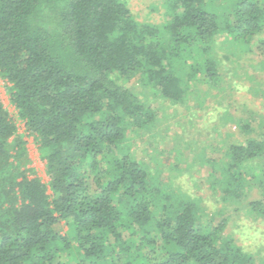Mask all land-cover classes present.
<instances>
[{
  "label": "trees",
  "instance_id": "1",
  "mask_svg": "<svg viewBox=\"0 0 264 264\" xmlns=\"http://www.w3.org/2000/svg\"><path fill=\"white\" fill-rule=\"evenodd\" d=\"M165 5L151 24L123 0H0V78L49 179L0 101V264H256L195 201L151 182L129 143L160 118L126 83L182 104L196 80H221L218 37L264 58V0ZM211 175L236 205L257 188L248 207L263 214L264 130Z\"/></svg>",
  "mask_w": 264,
  "mask_h": 264
},
{
  "label": "rangeland",
  "instance_id": "2",
  "mask_svg": "<svg viewBox=\"0 0 264 264\" xmlns=\"http://www.w3.org/2000/svg\"><path fill=\"white\" fill-rule=\"evenodd\" d=\"M123 1L140 23L162 24L167 20V0ZM258 38L264 39V31ZM216 42L222 78L212 86L196 80L194 99L173 104L144 90L137 79L126 83L151 101L160 118L153 129L139 132L129 145L149 170L154 185L195 201L208 223L214 227L223 224V235L253 254L260 264L264 262V213L254 215L248 204L261 200V192L252 188L242 205L226 201L222 191L212 187L211 171L219 160L226 159L231 144L243 143L264 130V58L230 39L218 37ZM0 101L16 122L18 135L27 142L30 167L48 184L46 163L10 103L1 78Z\"/></svg>",
  "mask_w": 264,
  "mask_h": 264
}]
</instances>
